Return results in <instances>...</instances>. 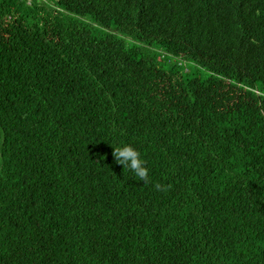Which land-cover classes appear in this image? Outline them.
<instances>
[{
  "label": "trees",
  "instance_id": "1",
  "mask_svg": "<svg viewBox=\"0 0 264 264\" xmlns=\"http://www.w3.org/2000/svg\"><path fill=\"white\" fill-rule=\"evenodd\" d=\"M40 1L0 0V264H264V0Z\"/></svg>",
  "mask_w": 264,
  "mask_h": 264
},
{
  "label": "clouds",
  "instance_id": "2",
  "mask_svg": "<svg viewBox=\"0 0 264 264\" xmlns=\"http://www.w3.org/2000/svg\"><path fill=\"white\" fill-rule=\"evenodd\" d=\"M112 156L118 165L123 166L124 171H131L134 177L145 184L151 183L147 162L142 158L141 152L132 144L113 146ZM154 187L157 191L167 192L171 185H162L157 182Z\"/></svg>",
  "mask_w": 264,
  "mask_h": 264
},
{
  "label": "rangeland",
  "instance_id": "3",
  "mask_svg": "<svg viewBox=\"0 0 264 264\" xmlns=\"http://www.w3.org/2000/svg\"><path fill=\"white\" fill-rule=\"evenodd\" d=\"M42 1H44V2H48L49 3V1L47 0H42ZM37 3H40L41 4V1L40 0H37ZM199 75H201V77H205L206 76V73L204 72V71H202V70H199L198 72H197Z\"/></svg>",
  "mask_w": 264,
  "mask_h": 264
}]
</instances>
